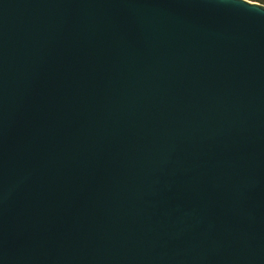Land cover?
<instances>
[{"label":"water","instance_id":"obj_1","mask_svg":"<svg viewBox=\"0 0 264 264\" xmlns=\"http://www.w3.org/2000/svg\"><path fill=\"white\" fill-rule=\"evenodd\" d=\"M0 264H264V4L0 0Z\"/></svg>","mask_w":264,"mask_h":264},{"label":"trees","instance_id":"obj_2","mask_svg":"<svg viewBox=\"0 0 264 264\" xmlns=\"http://www.w3.org/2000/svg\"><path fill=\"white\" fill-rule=\"evenodd\" d=\"M264 4V0H252Z\"/></svg>","mask_w":264,"mask_h":264}]
</instances>
